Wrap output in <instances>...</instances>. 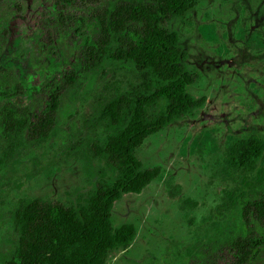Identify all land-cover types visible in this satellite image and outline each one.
Instances as JSON below:
<instances>
[{
	"label": "rangeland",
	"instance_id": "obj_1",
	"mask_svg": "<svg viewBox=\"0 0 264 264\" xmlns=\"http://www.w3.org/2000/svg\"><path fill=\"white\" fill-rule=\"evenodd\" d=\"M113 1L0 0L6 101L26 106L35 124L51 94H61L49 136L42 142L32 133L28 141L18 137L12 160L0 169V264L18 239L13 217L20 199L76 204L97 180L115 175L90 148L114 131L100 116L103 105L139 76L115 61L90 68L88 54L100 37L98 18ZM167 26L179 35L187 68L198 74L189 92L207 100L138 147L144 166H159L161 173L141 193L114 204L113 225L133 223L137 234L106 264H229L234 250L227 241L242 219L222 206L226 192L244 186L249 198L264 197V190L245 187L254 171L227 162L238 139L256 133L264 141V0H201ZM7 142L0 131V155ZM257 166L264 167V155Z\"/></svg>",
	"mask_w": 264,
	"mask_h": 264
},
{
	"label": "trees",
	"instance_id": "obj_2",
	"mask_svg": "<svg viewBox=\"0 0 264 264\" xmlns=\"http://www.w3.org/2000/svg\"><path fill=\"white\" fill-rule=\"evenodd\" d=\"M200 1L118 0L98 18L100 37L89 44L90 68L115 61L130 65L139 76L130 90L103 105L100 116L114 131L90 148L115 175L97 180L76 204L40 197L20 199L13 217L18 239L5 264H106L113 251L130 246L136 226H114V204L126 194L141 193L161 173L159 166H144L136 154L138 147L207 100L205 95L194 97L189 92L198 74L187 68L188 54L179 35L167 26L172 17L185 15ZM9 95L0 91V131L8 141L0 155V169L12 160L18 137L42 142L49 136L61 100V94L53 92L44 116L32 124L27 107L6 101ZM263 155L264 141L256 133L238 139L229 150V166L255 172L252 182L244 181L249 191L251 184L264 190V167L257 166ZM248 194L244 186L227 191L222 205L236 210L242 219L238 233L227 241L234 250L229 264H261L262 257L264 262V197L249 198Z\"/></svg>",
	"mask_w": 264,
	"mask_h": 264
}]
</instances>
